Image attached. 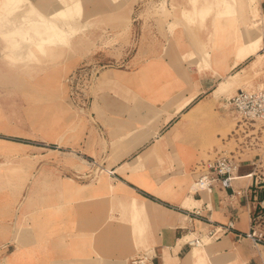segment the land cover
Returning a JSON list of instances; mask_svg holds the SVG:
<instances>
[{
  "label": "crops",
  "instance_id": "crops-1",
  "mask_svg": "<svg viewBox=\"0 0 264 264\" xmlns=\"http://www.w3.org/2000/svg\"><path fill=\"white\" fill-rule=\"evenodd\" d=\"M26 1L44 15L61 8L59 0ZM80 1L85 23L110 16L118 2ZM123 1L125 11L133 12L155 0ZM166 1L190 9L187 0ZM217 1L197 0L212 4L201 32L191 37L206 49L209 68L198 55L188 58L190 36L170 17L163 41L147 47L144 41L134 57L117 68L101 69L84 107H77L83 117L74 121L75 137L64 135L67 121L62 119L54 127L56 141L15 142L25 153L0 154V163H10L9 175L0 167V264H129L143 251L151 256L146 264H202L204 259L196 261L198 254L184 242L192 237L202 241L211 226L204 219L188 221L186 211L193 208L214 225L233 223L232 231L203 245L206 264H264V246L243 245L241 236L249 230L260 194L252 163L239 164L230 188L215 186L209 194L190 190L205 162L203 154L208 155V148L193 146L207 145L209 132L218 129L217 122L209 126L214 119L211 92L226 77L250 72L253 55L235 53L233 41L259 36L260 46L264 42V0H254L245 13L236 6L232 19L214 18L224 11ZM198 3L196 8L204 6ZM251 7L259 16L250 21L259 19L260 35L254 26L246 30L242 21L246 15L247 26L256 23L248 22ZM141 28L143 40L148 39L146 27ZM81 32L101 30L85 25ZM2 47L0 39V51ZM187 98L189 103L176 111ZM20 163L27 178L18 191L19 174L10 169ZM85 174L88 178L76 179ZM242 189L250 192L247 204L229 199Z\"/></svg>",
  "mask_w": 264,
  "mask_h": 264
},
{
  "label": "rangeland",
  "instance_id": "rangeland-1",
  "mask_svg": "<svg viewBox=\"0 0 264 264\" xmlns=\"http://www.w3.org/2000/svg\"><path fill=\"white\" fill-rule=\"evenodd\" d=\"M113 1L118 2L114 3L110 16L98 17L93 22L85 23L80 0H59L61 8L47 15L41 14L26 0H0V39L3 42L0 51V154L25 153V147L19 143L26 144L42 137L56 141L58 133L54 127L56 122L62 119L67 121L64 135L75 137L77 133L73 132L72 127L74 121L82 119L83 112L72 103L74 95L73 97L70 95L73 87L69 88L66 82L68 77L78 74L79 71H82V74H90L104 65H106L104 69L117 68L124 59L137 55L144 41L145 47L152 45V42L163 41L165 35L163 26L170 17L174 23L184 29L186 35L190 36L188 58L193 59L198 55L201 57L203 67L209 68V55L204 52L206 49L194 43L191 37L201 32L202 22L210 12L212 3L201 2L204 6L196 8L197 0H187L190 9L182 10L184 7L181 2L168 3L166 0H155L147 3L144 8H135L133 12H126L123 0ZM253 2L254 0H219V4L224 5V11L215 13L214 18L232 19L236 6L241 13H245ZM214 3L217 4L218 1L214 0ZM251 8L254 11L248 17L249 25L256 23L251 28L247 26L246 15L242 21L246 30L254 26L257 34L260 35L259 19L250 21L257 20L259 15L255 7ZM179 10H181L180 14ZM85 25H96L101 32L78 33L80 29H85ZM142 25L146 27L144 36L148 38L146 40L141 36ZM169 28L171 31L173 26ZM252 40H258L260 46L259 36L247 41L239 38L233 41L234 52L242 51V56L249 53L251 48L248 44ZM54 46L60 47L53 48ZM162 49L161 57L166 55L167 47ZM70 59H77L78 63L72 64ZM260 66L259 57L256 65L240 84L227 87L218 98L214 97L213 93L220 83L211 92L214 119L210 118L209 126L217 122L218 129L209 132L207 145L193 146V148H208V155L203 154L202 157L205 162L201 164L207 165L220 156L232 157L241 167L252 163L251 168H254L256 174H264V124L239 126L240 123L236 121L235 115L226 106V100L235 94L237 87L241 90H250L259 86ZM85 80L86 78H83L76 82L77 96L83 93L87 95L88 83H85ZM92 83L94 81L88 86ZM190 99H185L176 111L184 108L185 103ZM42 121L45 127L43 130ZM215 134H218L219 139H215ZM9 165L8 162L0 163V167H6L4 170L7 175H9ZM22 165L20 163L10 169V173L15 171L16 175L19 174L20 178L16 179L18 191L22 189L27 178ZM10 176L12 180L13 176L11 174ZM67 182L71 183L70 180ZM255 186L260 187L258 191H261L264 197V176H260ZM261 201H264V198L256 200L257 203ZM251 211L254 216H259L258 224L264 231V210L257 205ZM202 241V246L192 247L191 253L198 254L194 257L196 261L202 262L204 259L202 264H206V253L202 248L210 241L204 236ZM246 243L249 244L248 241L243 240V245Z\"/></svg>",
  "mask_w": 264,
  "mask_h": 264
},
{
  "label": "built area",
  "instance_id": "built-area-1",
  "mask_svg": "<svg viewBox=\"0 0 264 264\" xmlns=\"http://www.w3.org/2000/svg\"><path fill=\"white\" fill-rule=\"evenodd\" d=\"M258 55L261 60L260 66V84L258 87L250 90H237L235 94L229 97L226 100V106L231 110V113L235 115L236 121L239 122V126H245L247 124L253 123H262L264 124V42L258 49ZM103 68V66H99L97 70L90 74H82V71H79L76 75H71L67 79V84L69 88L73 87V92L70 95L72 98V103L75 104L78 108H83L84 102L86 101L85 94L77 96L76 92V82L80 79L86 78L84 81L85 83H91L94 81L95 76L97 75L98 71ZM93 68L90 69L92 71ZM86 86L88 90L91 86ZM91 166H95L93 161L90 162ZM239 167V163L232 157L227 158L224 156L217 157L211 163L207 165H202V169L199 175L192 181L190 190L194 192H204L209 194L215 186L219 189H227L231 187V182L234 179L233 174ZM98 172H103V170H99ZM108 176H113L111 172H103ZM89 174L85 175H78L76 179H83L88 178ZM260 176H264V174H256L254 175V183ZM229 199H237L240 202L245 204L248 203L250 199V192L246 189L238 190L232 192L229 195ZM264 201L258 202V206L261 210H264L263 206ZM186 217L188 221H195V219H204L205 223L211 226V229L207 232L206 238L207 240H215L218 235H222L229 231L233 230V223L228 221L226 224L223 225H214L210 222L207 218L203 217L200 213L199 208H193L186 211ZM259 216H254L252 214L250 220L249 230L242 234L241 236L249 242V244L253 247L258 245L264 246V231L260 228L258 224ZM240 236V235H236ZM201 239L197 237H192L184 242L189 248L192 247H200L202 246ZM150 252L143 251L139 253L137 256L132 258L129 261V264H146L150 260Z\"/></svg>",
  "mask_w": 264,
  "mask_h": 264
},
{
  "label": "bare ground",
  "instance_id": "bare-ground-1",
  "mask_svg": "<svg viewBox=\"0 0 264 264\" xmlns=\"http://www.w3.org/2000/svg\"><path fill=\"white\" fill-rule=\"evenodd\" d=\"M248 45L251 48V51L249 52V54L253 55V58H254L252 60V62L250 63V65H249V70H251V68H253L254 65H256V63L258 62V59H259V55H258V52H257V49H258V46H259V41L258 40H252V41L249 42ZM246 77H247V73L244 72V71L237 72V73H235L232 76H228L226 79H224V81H222L220 84H218L215 92L213 93V96L216 97V98L220 97L221 94L224 93V91L226 90L227 87L240 84ZM188 103H189V100L185 103V106ZM195 248H198V247H195Z\"/></svg>",
  "mask_w": 264,
  "mask_h": 264
},
{
  "label": "trees",
  "instance_id": "trees-1",
  "mask_svg": "<svg viewBox=\"0 0 264 264\" xmlns=\"http://www.w3.org/2000/svg\"><path fill=\"white\" fill-rule=\"evenodd\" d=\"M259 193H260V194H258V200H261V199L264 198V197H262L261 191H260Z\"/></svg>",
  "mask_w": 264,
  "mask_h": 264
}]
</instances>
